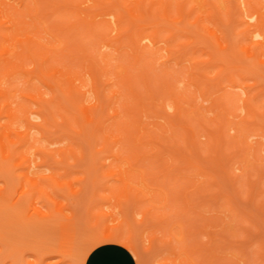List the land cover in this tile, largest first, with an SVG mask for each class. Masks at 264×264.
Masks as SVG:
<instances>
[{
    "label": "bare ground",
    "instance_id": "obj_1",
    "mask_svg": "<svg viewBox=\"0 0 264 264\" xmlns=\"http://www.w3.org/2000/svg\"><path fill=\"white\" fill-rule=\"evenodd\" d=\"M13 1L15 2V6H13L12 8H9V4L7 3L6 0H0V183L4 184L3 187H0V203L3 205L8 204L7 206L9 208L16 209L20 205L21 198H23L25 202L27 201V208H28L27 212L25 213L26 220L33 219L36 221H46V220L53 218L51 215L52 213L47 211L48 209L47 205H46L47 207L46 211H44L45 210L44 207H40V204H42L43 201L45 202L47 200V203L49 202L51 203L52 199H50L46 190L42 186H39L38 183L47 184L49 186H52L53 188H56V187L60 188V186L52 178V176H43L39 174V172L34 171V168H38L39 166L36 164L35 160L29 156H32V154H40V155L50 157L53 159V154L56 153V151L48 150V149L45 150L40 147H34V145L32 144L30 135H31V132L34 130H37L38 132L42 134L48 133L49 127H54L60 132H65V131L71 132L72 131L75 133L72 127V124H78V126L80 124L79 132L75 133V136L78 142L74 141V143L77 144L78 146L80 160L84 159V157L87 156L85 155V152L88 149L87 152L89 151L88 155L90 154V156H87L84 160H81V161L85 162V160L90 157L89 162L91 161L92 167H90V169L92 168V172L93 170L98 171L99 169L101 172V170L104 168V174L102 171L103 176L101 177H104L105 175L106 176L112 175L114 173L112 169L109 170L108 167L106 169L104 167L105 164L101 163L99 159V155L103 152H110V155L109 154L106 155L107 158L111 157L113 158V160H116V162L118 161L116 164L117 170L115 171L114 176H116L115 178H116V181L119 182V186H115L113 189L109 187H105V190L109 191L111 194L124 193L126 194V198H127V194L128 195L132 194V196L133 194H138L137 198L139 197V194H148V192H144L142 190L143 188H146L149 192H152L153 194H155V196L152 194L154 198L151 195L152 199L147 196L148 200H146V201H150L151 207H154L155 211L154 209H151L150 207H148V209L146 208L147 209L146 212L143 214V215H146L145 220L149 222L148 223L146 221L148 224V228H149L150 223H151L150 226L153 225V227L157 223L159 224L158 227L161 226L160 223H163L165 227L164 222L167 223V221H164L166 219L165 214H166V217H168V215H170L169 212L171 211H169V209L167 208L169 212L166 211L167 213L165 212L164 214L162 212H159V210L161 211L164 207L166 209V206H168L166 205L167 201L170 207L173 206L174 208L175 206L178 209L180 207L179 210H182L185 207L184 212L180 211V213L178 214L177 213L178 210L176 209L175 215L174 213L170 215V217L172 216L175 217L178 215L180 216L181 220L179 219L178 223L174 224V226L172 224V228H170L171 230L168 231L173 236L171 237L173 238V242L176 240L175 244L179 243V247H181L182 245V248H180L181 250L177 248V251L180 250V252L177 254H175L176 251L175 253H173V251L176 250V248H172L173 251H170L169 255L173 253L175 257L173 259L166 257L163 259V262L161 264H195L194 256H191L193 254V251L195 250L194 252L195 254L198 251L199 252V254L197 253L198 257L203 258L201 254H204L205 249L207 250V252L204 255H207V253L209 254V256H207L206 258L209 264H211V262L212 263L216 262L217 260H215L214 262L213 260H214V257L217 258V256L215 254H212V253L217 252L216 246L218 245L217 247H220L222 249L223 242H225L226 239L229 238V236L233 237L236 231L233 230V227L232 229L230 227V230H229V226L226 227V229L228 228L229 232L231 230L235 231V232L232 231V236H231V234L226 232V230L224 229L225 227V224H224L222 229L227 233L228 237L226 236V233H224L223 231L219 232L218 234H214V231H213V235H215V237H217L218 239L215 240L216 238L214 237L212 238L208 237L210 243L212 241L214 242H212V246L210 243L208 244V246L204 244L205 249L203 250L204 247L203 245H201V241L198 240L199 243L197 245L199 246H197L196 245L197 239L195 240V243H194V240L190 242L191 239H189V235L192 236L196 233V236L197 234L199 236V234H204L205 233V232L203 233L204 230L201 231L202 225L210 224V227H211L212 226L211 220L214 221L213 218L212 219L203 218L205 219V221L203 220V224H201V227L198 229L199 233L198 231L192 229V225L190 223L191 228L189 232H191V230H194L193 231L194 234L192 233L189 234L188 231L185 230L186 227L183 224L184 222L182 223V219L184 218L182 215H186L187 210L191 212L192 208L189 207L191 206V204H193L192 206L194 207H196L197 205V208H198V204L196 201V198L198 197H194V195L199 194L201 196V194L202 195L205 194L204 190L206 191L205 198L208 196L209 200L213 198L212 201H215L216 198L214 199V197L216 193H217V198L218 199L220 198L219 200H221V197L224 195L225 198H223L222 201H223V204L224 202H226L227 206L225 205V207L228 208L229 206L230 210L231 208L234 207V204H235L233 203L234 200L230 198L229 196L225 195V191L223 193L222 187H220L218 183L219 178L218 180L216 179L217 175L222 174L219 177L222 178V180L223 178H226L227 182L232 181L233 183L232 182L230 183L233 186V188H235L234 185L236 184V180H238V177L234 173H232L230 168L228 167L229 162L233 161L237 157L236 155L238 154H233V153H236V152L231 151L234 147L232 145L233 142L230 138L228 139L229 136L225 138V134H224L225 128L229 126L227 118L225 117L230 110L228 107L227 108L229 110L225 108L224 106L225 104L228 105L229 103L227 104L224 101H220L221 103L214 102V109L216 108L217 112L213 118H209L207 120V118H205L200 112L201 111L200 108H197V107L195 108L193 105H191V103H189L190 98L193 97L192 94L189 93V96L187 97V99L189 100L188 101L186 100V98H184V95H182V93L184 94V92L183 91L179 92L178 89H176L177 87L175 86V81L178 78L177 74L179 72L176 73L175 75L176 77L175 76L169 77L171 81L175 79L173 82L170 81L171 83H168L169 81H167L168 80L167 78H165L166 79L165 81H163L162 79L164 73H165L164 76L166 77H168L171 74L173 75L174 72L170 73L168 72V70L167 72L164 71L162 74L157 73V75L162 76L161 77L162 81L161 79H158L159 77L157 78L155 77V79H152L150 72L151 70L152 72L155 70L152 69L151 57H153L154 62H155V58H156L155 55L157 52L156 47L159 42L158 36L160 32H169V36L168 38L167 37L166 38L171 39L172 41L174 39L176 40V37H179V35L181 37L185 36L188 38L192 32L199 34V32L203 31L202 37L204 36L208 38L214 37L213 40L218 46L217 47L218 55L216 57L210 56L208 60V64L209 62L211 63L214 60L215 61L217 60L218 62L219 61L221 62L219 66H222L220 70L216 73L218 77L217 81L214 84L211 83L210 86L222 84L221 80L230 81L233 85H235L234 81H236V79L234 80V75L240 76L239 73L237 74V71L242 69L243 67L239 65L231 64L232 63L231 61L234 58V56L237 57L236 54L232 56L231 53H229L230 58L232 56L231 61L229 60V56L228 58L225 57L228 54V53L226 54L228 50L233 51V48L230 47L231 45H229L227 41L223 40L224 46H221V43L218 41V37H216L217 36L216 33L211 32L209 28L203 24L202 17L199 14L195 15V24H193L189 20V17L191 16V14H194L195 11L197 10L198 4L196 3L191 5L189 9H186V3H179V4L177 3L176 13L179 15V19L177 20L176 18L173 17V3L169 0H160V2H157V0H13ZM229 1L231 2V5L229 4L228 9L225 13L226 20L223 19L224 22L222 21V18H221L222 12H220L221 8L219 7V5L217 3L215 5L214 2L211 4L212 9L214 10L213 12L214 17L216 16L217 21L220 22L219 26L228 27L229 25L228 21H230L231 23L233 22V28H232L233 31L231 32L233 33V36H234V32H238L235 34L242 35L241 39H243L244 37L245 40L247 41V42L246 41L242 42V44L240 42L241 45L237 51L240 50V52H242L243 54H246V58H247L249 54H252V51L254 50L252 48L257 49L258 47H261V45L262 46L264 45L262 44L264 42V33L262 31V27L264 26V14L259 12V10L256 7H254V4H255L254 0H234V3L232 0H229ZM97 18H99V20H97ZM145 23L149 24V27L152 28V32H149V33L146 32L147 26H145ZM187 25L189 26L196 25V28L194 30H191ZM224 27H223V30H224ZM112 32H115L114 37L113 36L111 37ZM253 38L255 39L257 38L259 41L253 43L252 41ZM259 38H261V42ZM203 39H201V41H204ZM143 42L145 43L144 45L142 44ZM195 42L196 41H194L193 39V41L188 42V45L191 46L192 44H194V48H195V45H196ZM99 43H100V46L102 47L103 46L108 47L113 44H116L117 50H120L119 51L120 58L126 57L125 59L127 61L124 62L123 58L121 59L122 61H120L119 60L120 58H119L118 63H116L114 66H112L113 64L110 65L111 63L109 62V57L105 54L98 53V50L95 49L96 45H98ZM91 44L92 46L94 45V47H91ZM149 45H151L150 49H149ZM183 45L184 47H186L185 46L186 43ZM184 47L181 44V48L184 49ZM126 48L130 49V53L125 50ZM192 48H193V45H192ZM186 49L185 51L177 50L176 52L178 53H176L173 50L168 49V52L172 54H177L175 55V59L177 58L178 61H180L183 59L182 57H184L185 55L187 56L186 53H188L187 52L188 49L187 51ZM189 50L190 52L192 50V54H193L194 49H191L190 47ZM196 50L198 51L199 49H196ZM196 50L194 51L195 53H196ZM222 53L224 54L221 55ZM254 55H257V54L254 53ZM254 55L253 54L251 55L253 56V59H255ZM206 61L207 60H205V62L204 60L203 62L195 61L193 63V68L196 67L197 64L206 63ZM256 62L257 61H255V64ZM243 64H244V61H243ZM196 69L195 71H197ZM153 74L155 75L156 72H154ZM197 74H195L194 72L188 73L189 79H187V83L193 86V88H195L194 92L198 90L204 96L205 93H207V90L209 89L208 83L206 81H203L202 79L203 77L202 75H205V74H201L202 76L201 78L199 75L197 77ZM260 76L263 77V74H260ZM84 77H87L89 79L90 81L89 86L85 82ZM148 77H150L151 79H149ZM18 78H22V81L24 84L23 88L20 91L13 83V80L18 79ZM223 78H225L226 80ZM157 79L159 82L157 81ZM32 80H36V82L41 86L40 88H42L43 91H41L40 88L38 89L37 85L34 84ZM150 81L151 82L153 81L152 85H150L151 84ZM156 82L158 83L156 84ZM4 83H6L7 87L2 86V84ZM154 85L155 87H158V88L156 89ZM151 86L153 87V89L155 88V91L151 88ZM137 89L139 90V92L140 90L141 92H143L141 94L142 96L145 95L144 98H146L147 100L146 99L143 100L141 96L139 97L140 94L138 95L139 92H137ZM16 92H19L18 95L20 98V102L12 106V104L15 102L13 98ZM89 93L92 94L93 96L91 99H89L87 96ZM45 95H49V97L45 98ZM160 95H163V96H160ZM224 96L225 95H222V97ZM161 97L162 99H160ZM164 97L166 98V100L168 99L170 101V104L168 106H170V108L174 111V113L172 114V117L174 116V118L168 115L167 112H165L166 110H164L163 108L164 101H165ZM229 97L230 98L232 97L233 99H235L233 96H228V99ZM233 99L232 101L231 99H229L231 103H233ZM159 100L162 102L160 103ZM185 101L189 106H191L190 109L188 108V110L182 105L183 102ZM244 103L247 106L248 111L250 112V115L252 116L253 119L257 118L259 120L264 121V109L259 111L258 108L254 107L253 105L248 103L246 100H244ZM162 111L164 115L162 114ZM160 112H161V115L166 118L165 124H167L169 131H167L166 127L162 126L157 129L160 133L158 131H155L154 133V130H151L152 128H148L146 122L144 124L141 121L142 120L141 118L143 115L144 116L147 115L146 117H148L151 114L152 116L154 114L155 116L160 117V114H159ZM164 112L166 113V115ZM56 116H59L62 118L63 122L61 125L57 123ZM162 119L164 120L163 117ZM33 120L39 121V122H33ZM18 122H20L21 126L17 127ZM20 128H24L23 131L21 132L18 131L20 130ZM231 128L232 130L234 129L233 127ZM200 129L202 131L205 130V134L203 136H206L208 139V149H207L208 157L206 158V156H204L205 160L203 161V163L205 162L207 167L206 166L203 167L202 161H200L202 154L200 152L201 149L199 150L200 146H198V139H197L198 132ZM114 132L117 134H114ZM164 133L165 134L167 133L169 135L164 136L165 135ZM11 135L16 138L15 143H13L10 140ZM118 135L120 137H118ZM181 141L183 143V149H184L182 151L180 150L181 149L180 147H182L180 145ZM117 144H120V148L114 153L112 148L115 147V145ZM84 145L86 147V150H84V148L82 147ZM98 146H100L101 148L97 149ZM152 148L153 149L155 148L157 150L153 151ZM68 150H69L70 155L76 159L75 149L73 147H69ZM148 150L150 152H148ZM155 152H157V154H155ZM163 152H165V154H168V156L172 159V162H170V165H169V162L166 161L167 160L166 155ZM199 152H200V155H199ZM59 154L66 157L65 151H60ZM162 154H164L165 156L162 157L161 156ZM243 155H244V152H243ZM10 157H14L15 160H20V164H19V167L21 168L20 173H16L14 171H11V172L8 171L7 162ZM86 161L88 164V160ZM156 161L158 162L157 164H159L160 162V165H161L160 173L162 174L159 173V168L157 167L159 165L155 166L156 163L154 162ZM53 162H56V161L53 159ZM145 162H147V166ZM123 164L127 165V169L121 170V167ZM13 166L17 167L15 163H13ZM88 167H86L87 170H88ZM153 167L158 168L159 174L155 175L156 171H153L152 169ZM145 168H147L148 172L145 170ZM105 169L107 171H105ZM149 171L151 173V176L153 175V177L149 175L150 174ZM174 171L178 173V176L173 173ZM188 171L189 173L192 172V175L196 174V175H202L206 177L207 178L206 184L208 185V183L210 182L209 184L211 185V188L208 185L209 187L206 186V189H205V186H203L205 185L204 182L202 183L203 185L195 184V181H193L192 176L190 175L191 177L190 178L188 177L189 176L187 174ZM179 172H181L180 174L182 176L179 175ZM211 172H215V175H213ZM12 175L13 176L15 175L14 176L15 178L18 177L19 184L17 186L20 185L19 186L20 189L18 188L19 190L17 191L16 196L13 198L11 197L12 199L10 198V201L8 203L1 202L2 200H5L4 198L6 197V194H9L10 192L8 191V189L10 188L8 184H10L11 180H8L7 178L9 177L10 179H12L13 177ZM91 175L92 174H90V177ZM132 175L139 176L138 181L140 183L137 184L136 186L134 182L130 180L131 178L133 179V177L130 178V176ZM170 175L173 176L172 181L174 180L177 181L179 180V178L180 180L181 179L183 180L182 181L183 187L181 186L180 181H178L180 183V188L177 189L176 187V190H174V187H175L174 185L171 189V191H173V193L171 194L172 197H174L173 194L176 195L174 199L172 198L170 199L171 195L169 196L170 188L172 185L170 186L168 191L166 188H165L166 190L164 189L165 187L164 183L166 184V180L168 181V183L171 184V181L169 179ZM4 177L6 178L4 179ZM98 177H100V173ZM98 177H95V178L93 177L92 181L90 182V184L92 183L91 186L93 187V195H94L92 196L93 198L97 196L96 194H99L96 191V186H97L96 183L98 182L97 180ZM147 177H148V180H147ZM165 177L168 179H163ZM156 179L158 182H155ZM145 180L148 181V183L150 180L151 185H152V182H155V184H153L155 185V187L153 185L152 187L151 185L149 186V184H147ZM175 181L173 182V184L176 183ZM159 182H160V185H162L161 187L160 185H158ZM249 182H250V179H249ZM88 183H89V180H88ZM217 183H218V188H216ZM140 184H142L143 188H140V186H138ZM246 184L250 185V183H245V185ZM224 185L226 184L224 183ZM248 185H246V187ZM252 185L254 186V184L251 183V186ZM65 186L68 187L67 185ZM168 186L169 185L166 184V187ZM192 186L193 187L195 186V188L192 191L190 190L191 192L188 191L190 194L187 193V189L191 188ZM213 186L216 190H211ZM253 186L252 188L249 187L248 193H247L248 191V188H247V191L245 192L247 197L245 195L244 196L248 199V204L250 206H254L258 212L260 211L258 213L259 220H261L260 218L261 216H259V214L262 213L261 221L263 222L264 220L263 211L264 210L262 211L259 208L260 203H261L260 200L258 201L259 204L258 202L256 204H253L255 203V198H256L255 196H253L254 191H256L255 189H253ZM23 188L25 189L23 190ZM252 189H253V192H252ZM68 190L70 191V189ZM202 190H203V193H200V191ZM241 190L242 189L240 188V193H241ZM80 191H78L77 194ZM174 191H178V195L176 194V192L174 193ZM210 193H212L213 196L210 195ZM72 194H74V192H72ZM208 194L211 196V198ZM74 197H76V195H74ZM98 197L99 196H97V198ZM101 197L102 198L104 197L105 202H106L107 197L106 198L105 196H101ZM155 197H158L159 200L156 201ZM193 197H194V202H192ZM70 198L72 199L73 197L70 196ZM246 198L245 200L247 201ZM74 199L75 198H73V200ZM138 199L140 200L141 198L139 197ZM178 199L182 200V204L181 203L175 204ZM119 200H120V197L118 199V205L116 204L117 206V209H115L116 211L118 210V208H120ZM130 200L131 198L129 199V201ZM154 200L156 201V203H159V204L160 202H162L163 205L162 206L160 205L161 207L155 206ZM172 200H173V203L175 202L174 205L172 204ZM140 201H136V202H140ZM210 201H207V198H206V203L210 204ZM238 201L240 202L239 196H238ZM38 202L40 203L38 204L39 206L38 205L37 207L34 206ZM44 202L42 205H44ZM242 202L244 203V201ZM194 203H196V205H194ZM204 203L202 205H204ZM55 204L57 205L58 203H55ZM55 204L53 203V205ZM125 204H126V200H125ZM131 204L132 206H134L133 203ZM134 204H135V207H137V204L135 202ZM141 204L143 207L142 202ZM141 204H140V208H141ZM211 204H213V202H211ZM61 205L59 206L58 204L59 209L56 208L57 209L56 211L58 210H59L58 212H60V210L63 211L64 208H61ZM128 205L130 206V204L127 203V207ZM182 205L183 207H181ZM187 206L188 208H186ZM222 206H221V210H222ZM38 207L41 208L42 210H40ZM112 207L113 209L116 208L115 205L114 206L111 205L110 208L112 209ZM122 207H121L123 210L122 213H124L125 216H127L128 215V212H127L128 210L126 209L127 207L125 208L124 206ZM225 207L224 209H226ZM263 207H264V204H263ZM93 208H96V206ZM110 208H106L107 210L106 212L109 211L108 213L103 212L104 211L103 209L101 210L99 209L100 212L98 211L97 213H95L97 216L96 215L93 216L94 220H95V217L96 219H98L96 220L97 222L95 224L96 226H98V228H99V220L104 219V223L102 227L100 226L101 231H99L98 233L94 235V237L90 240L91 241L90 244L87 246V248L82 253V256L80 257V264H83L84 259L90 250H92L94 247L98 245H101L107 242H115L121 245L133 255V257L138 263L140 262V256L136 250V243L134 241V238H135L134 236H135L136 231L139 229V226L138 225L135 226L136 224L134 223L133 225L132 222L129 223V221H131L130 216L132 215V213L131 215H129L128 218L125 217L123 221L120 220L121 225L118 222L119 225L117 226V223H116L117 228H111L112 226L109 227L106 224L108 217L109 219H111L110 215L112 216L114 214L111 212ZM156 208L157 209L160 208V209L156 211L157 210ZM144 209H145V206H144ZM89 210L90 211L88 210L87 211L91 217L94 212L93 213L91 212L93 210V209L91 210V208ZM115 210L114 212H116ZM193 210H196V209H193ZM235 210H236L238 218L237 216L234 215ZM240 211H242L241 212L242 214L239 213ZM243 212L245 216L246 215L247 216L249 215V217L252 216L254 218V221H252L251 218L248 219L249 217L247 216H246L247 218L246 217L244 218ZM256 212L254 216V214L246 211V208L244 210H240L239 208L238 210V208H235V207L230 212L231 216L232 217L234 216V219H235L234 221H236L240 217V220H243V223L246 222V219L248 220L250 224L253 223V226L249 224L250 230H248V228L242 230L241 234L242 235L244 234V238H245V235H247V238L245 240H248V236H251V232L253 231V229L255 230L256 228L258 232L255 230L256 232L255 235L261 236L260 235L261 231L259 232L260 229L257 224L258 217H256L257 216ZM119 213L120 212H118V214ZM199 214L201 215V213ZM238 214H241V216ZM2 215H3V211L0 210V222H2V218H1ZM53 215L55 214L53 213ZM56 215H57V212H56ZM195 215H196V212L194 216ZM18 217H20V214ZM112 217L114 218V215ZM196 217L198 219V216ZM201 217H200V220H202ZM116 219L118 220V218ZM153 220L156 221L155 224L152 223L154 222ZM209 220L211 223H209ZM114 221L116 220H113V222ZM121 221L126 223V228L123 227L124 223L122 224ZM143 221L144 220H142V222ZM217 221L219 222V220H217L216 218L215 222H213L212 227L216 226ZM179 222L182 224H180ZM205 222L206 224H204ZM254 222L256 223L254 224ZM109 223H112V220ZM240 223L239 225H241ZM167 224H170V222ZM145 226L147 225L145 224ZM38 227L39 226H37V228ZM217 227H218V223H217ZM20 228L19 230H21ZM156 230H157V227H156ZM173 230H176V231H173ZM10 231L12 230L10 229ZM25 231L27 232V228ZM144 231L145 230H142L141 233H144ZM157 231L160 232L159 229ZM138 232L140 233V231L138 230L136 233V236L140 235ZM166 232H167V229H166ZM74 233H73V229L71 228L70 234L62 238L59 244L58 250H57L58 254H60L62 257H68V256L70 257V255H72L73 245H74L73 243ZM161 234H163L162 231H161ZM206 234L207 233H205V235ZM220 234L222 237L223 235L225 236L224 241H222V238H220L221 237ZM234 236L236 237V235ZM3 237L4 236H2V234L0 233L1 243H2ZM141 238L142 237L139 236V240ZM159 238H160V241L165 240V239L162 240L163 235L160 236ZM219 239L221 240L219 241ZM150 240L151 242H154V241L157 242L158 237L153 235L151 236L149 241ZM188 240L190 243H188ZM185 241H187L186 244H185ZM173 242H171V240L168 241L167 239V242L165 240V242L162 244L167 245L168 243L169 245L170 243H173ZM217 242H219V244H216ZM157 243H159L158 245L159 247L163 246L160 242H157ZM150 246L152 248L154 247L152 245ZM191 246H192V253L190 250ZM194 246H195V249H194ZM235 246L230 245L228 246V248H233V247L239 248L238 245H235ZM9 247L10 249H12V251L7 250L6 249L7 246H6L5 249L7 252L18 253L19 255H20V252H22L21 248L17 250L18 247L15 248V246L13 247V245ZM173 247H175V245H173ZM263 247L264 246H262V248ZM2 248L3 246L0 248V255L2 252H4ZM223 248H224L223 250H226L225 246ZM189 252L191 253V255ZM182 255L184 257H181ZM6 256L7 255H4L2 256V258H6ZM47 257L37 260L34 263L30 261L28 262L26 261L27 262L26 264H45V261L48 260ZM208 257H209V260H208ZM199 258H196V259L200 260ZM202 258L201 260L203 264L204 261ZM15 259H16V256L14 260ZM219 259H221L220 256H219ZM208 262H205L204 264ZM198 263L200 264L199 261ZM230 263L232 264V262ZM23 264H25L24 260H23Z\"/></svg>",
    "mask_w": 264,
    "mask_h": 264
},
{
    "label": "rangeland",
    "instance_id": "obj_2",
    "mask_svg": "<svg viewBox=\"0 0 264 264\" xmlns=\"http://www.w3.org/2000/svg\"><path fill=\"white\" fill-rule=\"evenodd\" d=\"M6 1L9 4V8H12L13 6H15V2L13 0H6ZM169 1H171L173 3V17L176 18L177 20L179 19V15L176 13V5H177V3L178 4L179 3H186V9H189V7L191 5H193V4H195V3L198 4L197 5V10L195 11L194 14H191V16L189 17V20L193 24H195V15L199 14L202 17L203 24L206 25L211 32H215L216 33V35H217L216 37H218V41L221 43V46H224V41H227L228 44L231 45L230 47L233 48L234 52L232 50H228L226 52V54L227 53L228 54L225 57L228 58V56H229V60L231 61L232 56H234L235 54L237 55V57L234 56V58L231 61L232 62L231 64H235V65H239V66L243 67L242 69L237 71V74L239 73L241 77L238 76V75H236V76L234 75V80L236 79V81H234L235 85H233L230 81H227L225 78H223L226 81L221 80L222 84L210 86L211 83L214 84L217 81L218 77H217L216 73L220 70V68L222 66H219V64H221V62L220 61L218 62L217 60L216 61L214 60L213 62H211L212 64L210 62L208 64V60H209L210 56L211 57H216L218 55L217 54L218 53V51H217L218 50L217 49L218 46L216 45L215 41L213 40L214 37L213 38L212 37L208 38V37H205V36L202 37L203 36V31L199 32V34H196L195 32H192L189 35L188 38L185 37V36L181 37L179 35V37H176V40L174 39L175 41L174 40L171 41V39H167L168 36H169V32H160V34L158 36V41L159 42H158L157 47H156V49H157L156 55L154 53V55L156 57V58L154 57L155 58V62H154L153 57H151L152 69L155 70V71L152 72V70H151L150 75L152 76V79H155V77L156 78L159 77L158 79H161L162 76L161 75H157V73L158 74H162L164 71L167 72V70L170 73L174 72L173 75L171 74L168 77L164 76L165 75V73H164V75H163L164 78L162 77L163 81H165L166 80L165 78H167L168 79L167 81H169L168 83H171L175 79L173 80V78H172L173 81H171V79L169 77L170 76L171 77L175 76L176 73L179 72L180 74L179 73L177 74L178 78L175 81V86L177 87L176 89H178L179 92L180 91L184 92V94L182 93V95H184V98H186V100H188L187 97L189 96V93L192 94L193 97L190 98V102L189 103H191V105H193L195 108L196 107L200 108L201 111L200 110L199 111L202 113V115L205 118H207V120L209 118H213L214 115L217 112V109L216 108L214 109V102L215 103H219L220 101H224L227 104L229 103L228 105L225 104V106H224L225 108L228 107L230 109L229 110L227 108L229 110V112L227 113L225 118H227L229 126H227V128H225L224 134H225V138H227L229 136L228 139L230 138L232 140V142H233L232 145L234 147H233V149L231 151L236 152V153H233V154H238V155H236L237 157L233 161L229 162V164H228V167L230 168L231 172L234 173L238 177V180H236V184L234 185L235 188H233V186L230 183L232 181L227 182L226 178H223V180H222V178L219 177L222 174L217 175L216 179L218 180V178H219V180H221V181L218 180V183H219L220 187H222L223 193L225 191V195L229 196L230 198H232L234 200L233 203H235L234 204L235 208H238V210H239V208H240V210H244L246 208V211L254 214V216H255V212L257 210H256V208L254 206H250L248 204V199L246 198L247 196H246L245 192L247 191V188H248V191H247V193H248L249 192V187L252 188V186H253V185L251 186V183L254 184L253 189H255L256 191H254L253 196H255L256 198H255V203H253V202L252 203L256 204L260 200L261 203H260L259 208L263 211L264 210V207H263V204H264V183H263L264 182V121L259 120L257 118H254V119L252 118V116L250 115V112L248 111L247 106L244 103V100H246L248 103H250L254 107L258 108L259 111L264 109V104H263V102H264V79H263L264 78V45L263 46L261 45V47H258L257 49L256 48H252V49H254L252 51V54L253 55H254V53L257 54V55H254L255 59H253V56H251L252 54H249V56L246 58V54H243L242 52H240V50L237 51L238 48H240V45L242 44V42L246 41L245 38L243 37V39H241L242 35H236L235 34V33H238V32H234V36H233V33H231L233 31V29H232L233 28V22L231 23L230 21H228L230 27H229V25H228V27L225 26L226 29H225L224 26H219L220 22L217 21L216 16L214 17V13H213L214 10L212 9V5H211L213 2L215 3V5H216V3L219 5V7L221 8L220 12H222L221 18H222V21H223V19L226 20L225 19V17H226L225 13H226V11L228 9L229 4L231 5V2L229 0H169ZM232 1L234 3V0H232ZM157 2H160V0H157ZM254 2H255L254 7H256L259 10V12L264 14V0H254ZM97 20H99V18H97ZM145 26H147V28H146V32L147 33L152 32V28L149 27V24L145 23ZM187 26L191 30H194L196 28V25H194V26L187 25ZM223 27H224V30H223ZM225 31H226V33H225ZM262 31L264 33V26L262 27ZM112 36L113 37L115 36V32L111 33V37ZM198 36H199V38H198ZM190 39H191V41H193V39H194V41H196L195 42V44H196L195 48H194V44H192L193 48H192V45L191 46L188 45V42H191ZM201 39H203L204 41H201ZM259 39H260V42H261V38H259ZM197 40H198V42H197ZM252 41H253V43H255V42L259 41V40L257 38L256 39L253 38ZM262 41H263V39H262ZM240 42H241V44H240ZM185 43H186V45H185L186 47H184V45H183ZM142 44L144 45L145 43L143 42ZM181 44L184 47V49L181 48ZM237 44H238V46H237ZM262 44H264V42ZM91 47H94V45L92 46V44H91ZM190 47H191V49H194L193 50V54H192V50H191V52L189 50ZM150 48H151V45H149V49ZM186 48L188 49V51H187ZM231 48H229V49H231ZM95 49L98 50V53L107 55L109 57V62L111 63L110 65L113 64L112 66H114L116 63H118L119 60L122 61L121 60L122 58L124 59V62L127 61L125 59L126 57H121L120 58V56H119V51L120 50H117L116 44H113V45L108 46V47H104V46L102 47V46H100V43H99L98 45H96ZM168 49L173 50L175 52L177 50H181V51L184 50L185 51V49H186V51L188 53H186L187 56L185 55L184 57H182L183 59L181 58L182 60H180L181 61L180 62V61H178L177 58L175 59V55H177V54L169 53ZM196 49H199V50L197 51ZM125 50L130 53V49L129 48H126ZM195 50H196V53L194 52ZM238 52H239V54H238ZM176 53H178V52H176ZM229 53H231V55H232L231 58H230V54ZM249 53H251V52H249ZM223 54L224 53H222L221 55H223ZM256 56H257L258 59L256 58ZM203 60H204V62H205V60H207L206 63H202V64L200 63L201 66H200V64H197V66L193 68V63L195 61H202L203 62ZM234 61H235V63H234ZM243 61H244L245 65L243 64ZM253 61H254V63H253ZM255 61H257L256 64H255ZM215 62H217V63H215ZM261 62H263V63H261ZM198 66L201 67V68H199ZM203 68H204V70H203ZM195 69L197 71H195ZM179 70H181V71H179ZM252 71H254V72H252ZM154 72H156L155 75L153 74ZM192 72H194L195 74L198 73L197 77H198V75L200 76V78L203 76L202 77L203 81H206L208 83V88L209 89L207 90V93H205L204 96L198 90H196L194 92L195 88H193V86H191V85H189L187 83V79H189L188 73H192ZM201 74H205V75L201 76ZM260 74H263V77H261ZM148 76H149V74H148ZM211 77H212V79H211ZM148 78L151 79L150 77H148ZM84 79H85V82L89 86V83H90L89 79L87 77H84ZM158 79H157V81H158ZM162 79H161V81H162ZM32 82L37 85L38 89L41 87L36 82V80H32ZM158 82H156V84ZM13 83L18 88L19 91L24 86L22 78H18V79L13 80ZM152 84H153V81L151 82L150 85H152ZM236 84H237V86H236ZM2 86L3 87H7L6 83L2 84ZM154 87H155V85H154ZM151 88L153 89L152 86H151ZM155 88L157 89L158 87H155ZM155 88L153 89L154 91H155ZM40 90L43 91L42 88H40ZM137 92H139L138 89H137ZM141 93H143V92H141V90H140V92L138 93V95L140 94L139 97L141 96V98H143V100H145L146 99V98H144L145 95L142 96ZM18 94H19V92L15 93V96L13 98L15 102L12 104V106H14L15 104L20 102V98H19ZM222 95H225V96L222 97ZM87 96H88L89 99H91L93 97L92 94H90V93ZM160 96H163V95H160ZM228 96H233L235 98V99H233L232 97L231 98L229 97V99H231V101L233 99V103H231V101L228 99ZM48 97H49V95H45V98H48ZM190 97H191V95H190ZM217 98H219V99H217ZM160 99H162V97ZM159 102L161 103L162 101L159 100ZM169 104H170V101L168 99L166 100V98H165L164 105H163L164 107L163 106L162 107L164 108V110H166L165 112H167V114L172 117V114L174 113V111L170 108V106H168ZM182 105H183V107L187 108V110H188V108L190 109V107H191V106H189L186 103V101L183 102ZM217 106H218V104H217ZM163 111H162V114H163ZM159 114H160V117H161L162 116L161 112ZM142 115H143V113H142ZM148 115H150V114H148ZM165 115H166V113H165ZM146 116L143 115L142 118H141L142 119L141 121L144 124L146 122L148 128H152L151 130H154V133H155V131H158L157 129L159 127H162V126L166 127L167 131H169L167 124H165L166 123L165 122L166 118L164 116H162L164 118V120L162 119V117L161 118L159 116L157 117L154 114H153V116H152V114L150 116H148V117H146ZM172 118H174V116ZM56 121H57V123L59 125H61L62 122H63L62 118L59 117V116H56ZM33 122H39V121H34L33 120ZM17 124H18L17 127L21 126L20 122H18ZM79 126H80V124H79ZM79 126H78V124H72V127H73L75 133L79 132V129H80ZM231 127H233L234 129L232 130ZM23 129L24 128H20V130H18V131L21 132V131H23ZM75 133L72 132V131L71 132H69V131L60 132L54 127H49V132L48 133H44V134L38 132L37 130H34V131L31 132L30 137H31V141H32V144L34 145V147H40V148L45 149V150L48 149V150L56 151V153L53 154V159L56 162H53L52 158L46 157V156H43V155H40V154H32V156H29V157L34 159L36 164L39 166L38 168H34V171L39 172V174H41L43 176H52V178L59 184L60 188H58V187L53 188L52 186H49L47 184H39L37 182L39 186H42L46 190V192L48 193L50 199H52V202L54 204L58 203L59 206L62 204L61 208H64L65 210L63 209V211L60 210V212H58L59 210L56 211L57 209H59L58 204L57 205L56 204L53 205L52 202H51L52 204L50 202H49L50 203L49 204V203H47V200L45 202L42 200L44 202L45 206L42 205L43 202H42V204L39 203L41 201H39L34 206L37 207V205L40 204V207H44V209H45V210L43 209L44 211H46V209L48 207L47 211L52 213L51 215H52L53 218H51L49 220H46V221H36V220H33V219H31V220L27 219L26 220V217H25L26 214L25 213L27 212L28 208H27V201L25 202V200L23 198H21L20 205L16 209L9 208L7 206L8 204L3 205V204L0 203V210L3 211V215L1 216L2 222H0V227H1L0 233L2 234V236H4L3 239H2L3 245L1 243V238H0V248L3 246L2 249L4 251L0 255V264H23V260H24L25 264L28 261L34 263L37 260H40L42 258H46L48 255H50V256L47 257L48 260H46L47 262L45 261V264L46 263L47 264H56V263L57 264L58 263L59 264H80V257L82 256V253L87 248V246L90 244V242H91L90 240L94 237V235L96 233H98L99 231H101L100 230L101 229L100 226L102 227V225L104 223V219L99 220V228H98V226L95 225L96 222H97L96 220H98V219H96V217H95V220H94L93 216H95L96 215L95 213H97L98 211L100 212L101 209L104 210V211L102 210L103 212H106L107 211L106 208H110L111 205H113V206L115 205L116 208H114V209H113V207H112V209L110 208L111 212L114 213L113 214L114 218L112 217L113 215L111 216L109 214L111 219H109V217H108V220L106 222V224L109 227L112 226L111 228H117V226L120 223V220L123 221V219H125V217L128 218L129 215H131V213H132L133 216L131 215L132 218L130 216L131 221H129V223L132 222V224L133 223L136 224L135 226H137V225L139 226L138 230L140 231V233L139 232L138 233L140 235L136 236V233L138 231L137 230L136 233H135V236H134L135 237L134 241L136 243V250H137V252H138V254L140 256V262L138 263L135 260V258L133 257V255L127 249L122 247L121 245H119V244H117L115 242H107V243H104V244H115L117 246L122 247L123 249H125L132 256V258L134 259L136 264H161L163 262V259L166 258V257L173 259L175 257V255H173V253H175V251H176L175 254L179 253L180 250H181L180 248H182V245H181V247H179V243L175 244L176 240L174 239L175 241L173 242V238H171L173 236L168 231L171 230L170 228H172V224L174 226V224L178 223V220L179 219L181 220V218L178 215H177L178 218H177V216L170 217V215L173 214V213L175 215V210L176 209L178 210V212H177L178 214L180 213V211L184 212V210H185L184 208L185 207L183 209L181 208L182 210H179L180 207H179V209L176 208L175 206H174V208H173V206L170 207L169 204H168V201H167L166 205H168V206H166V209H165V207L163 208L165 210L162 209L160 211L159 210L160 208L159 209L156 208L157 209L156 211L159 210V212H162L164 214H165L166 211L167 212L171 211V212H169L170 215H168V217H166V214H165V218L166 219L164 220V221H167V223L170 222V224H167L166 222H164L165 223V227H164L163 223H160L161 226L158 227L159 224L157 223L156 225H154V227H155L154 228L153 225L150 226L151 225V223H150L149 224V228L150 229H149L148 228V224H147L148 221L145 220L146 215H143V214L146 212L148 207H150L151 209H154V207H151L150 201H146V200H148L147 196L152 199L153 195L155 196V194H153L152 192H149L146 188H143L142 184H140L138 186H140V188H143L142 190L144 192H148V194H139V197L141 198L140 199L141 201L138 199L139 197L137 198L138 194H133V196H132V194H130V195L127 194V198H126V194H124V193H122V194H111L109 191L105 190V187H109V188L113 189L115 186H119V182L116 181V178H115L116 176H114L115 171L117 170L116 169L117 168L116 164H117L118 161L116 162V160H113V158H111V157L107 158L106 155L107 154L110 155V152H103V153H101L99 155V159H100L101 163L105 164L104 167L106 169H107V167H108L109 170L112 169L114 171V173L112 175H108V176L105 175L104 177H101V176H103L102 175V171H103V174H104V168L101 170V172H100V169L98 171H94L93 170V172H92V168L90 169V167H92L91 161L89 162L90 157L86 159V160H88V164H87L86 160H85V162L81 161V160H84L87 156H90V154L88 155L89 151L87 152L88 149L86 150L85 145L82 146V147L84 148V150H86L85 155H87V156H85L84 159L80 160V156H79L80 154H79L78 146H77V144L74 143V141L78 142L77 138L75 136ZM114 134H117V133L114 132ZM204 134H205V130L202 131L200 129L199 132H198V137H197L198 146H200L199 150L201 149L200 152L202 154L201 158L200 157L199 158H200V161H202L203 167L206 166L205 162L203 163V161L205 160L204 156H206V158L208 157V155H207V153H208V150H207L208 149V139H207L206 136H203ZM167 135H169V134L166 133L164 136H167ZM118 137H120V136L118 135ZM234 137H235V139H234ZM111 139H113V138H111ZM10 140L13 143L16 142V138L14 136H12V135L10 136ZM233 140L235 141V143H234ZM239 142H240V144H239ZM180 145L182 146V147H180L181 148L180 150L181 151L184 150L182 141H181ZM69 147H73L75 149L76 159L73 158L70 155L69 150H68ZM100 148H101L100 146L97 147V149H100ZM119 148H120V144H117V145H115V147L112 148V150L115 153ZM155 150H157V149L154 148L153 151H155ZM60 151H65V156L66 157H64L63 155L59 154ZM148 152H150V151L148 150ZM200 152H199V155H200ZM243 152H244V155H243ZM163 153L165 154V152H163ZM155 154H157V152H155ZM164 154H162L161 156L163 157V156L166 155V159H167L166 161L169 162V165H170V162H172V159L168 156V154H165V155ZM151 155H152V153H151ZM153 155H154V153H153ZM104 157H106L107 159L104 158ZM155 157H156V155H155ZM201 159H203V160H201ZM164 160H165V158H164ZM100 161H98V162H100ZM13 163H15L17 165V167H14ZM145 163H146V166H147V162H145ZM154 163H156L155 166L159 165L157 167L159 168V173H160V169H161L160 168V166H161L160 162H159V164H157L158 163L157 161L154 162ZM7 164H8V171L9 172H11V171H14L16 173H20L21 172L20 171L21 168L19 167L20 160H15L14 157H10L8 159ZM86 164H87V166H86ZM86 167H88V170L86 169ZM158 168H156V167L152 168L153 171H156L155 175L159 174L158 173ZM106 169H105V171H107ZM124 169H127V165L126 164H123L122 167H121V170H124ZM145 170L148 172L147 168H145ZM16 173H15V175H16ZM99 173H100V177H98ZM149 173H150V171H149ZM163 173H165V172H163ZM173 173L178 176V173H176L175 171ZM180 173L181 172H179V175H181ZM211 173L213 175H215V172H211ZM90 174L93 175V176L91 175L92 178L90 177ZM95 174H96V176H95ZM116 174H118V173H116ZM160 174H162V173H160ZM187 174L189 175L188 176L189 178L192 176V179H193V181H195V184L203 185L202 183L204 182L205 185H203V186H205V189H206V186H208V185L211 188V185L209 184L210 182L208 183V185L206 184V182H207V178L206 177H204L202 175H196V174L192 175V172L189 173V171L187 172ZM216 174H217V172H216ZM134 175L130 176V178L133 177V179L131 178L130 180L132 182H134V184L136 186L137 184L140 183L138 181V179H139L138 177L139 176L138 175L134 176ZM149 175L151 176V173ZM231 175H233V174H231ZM14 176L12 177V179H10L9 177L7 178L8 180H11L10 184H8L10 186L8 191H10V192H9V194H6V197L4 198L5 200H2L1 202L8 203L10 201V198L11 197L12 198L15 197L16 194H17V191L20 189V187H19L20 185L17 186L19 184V179H18L17 176H16L17 178H15ZM170 176H172V175H170ZM170 176H169V179L171 181V184L168 183V181L166 180V184L169 185L168 187H166V184L164 183V186H165L164 189L166 188L167 191L170 188V186L172 185L171 188H170L169 196L173 193V191H171V189H172V187L174 185H175L174 190H176V187H177V189L180 188V183H181V186L183 184L182 183L183 180L182 179L180 180V178L177 181L174 180L177 184L176 183L173 184V182H174V181H172L173 180V176L172 177H170ZM247 176H248V178H247ZM93 177L94 178L98 177L97 178L98 182L96 183V185H97L96 186V191L99 193V194H96L97 196H99L98 198H97V196H95L96 198L92 197V196H94L93 195V187L91 186L92 183L90 184V182L92 181ZM151 177H153V175ZM221 177H223V176H221ZM259 177H260L261 180L259 179ZM5 178L6 177H4V179ZM87 178L89 180V183H88ZM160 179H162V178H160ZM160 179H159V181H160ZM163 179H168V178L165 177ZM233 179H234V177H233ZM249 179H250V182H249ZM147 180H148V177H147ZM245 180H246V182H245ZM178 181H180V183ZM145 182H147V184H149V186L151 185L150 184L151 183L150 180H149V183L146 180H145ZM155 182H158L157 179H156ZM155 182H152V185L155 184ZM178 183H179V185H178ZM218 183L216 184L217 185L216 188H218ZM224 183L226 185H224ZM245 183H250V185L246 184V185H248L246 187ZM258 183H260V184H258ZM65 185H67L68 187H66ZM152 185H151V187H152ZM158 185H160V182H159ZM256 185H257V187H256ZM3 186H4V184L0 183V187H3ZM153 186L155 187V185H153ZM161 186L162 185H160V187ZM194 188H195V186L194 187L192 186L189 189L186 188L187 189V193H189L188 191H190V190L192 191ZM240 188L242 189L241 193H240ZM24 189L25 188H23V190ZM68 189H70V191ZM80 189H81V191H80ZM90 189H91V191H90ZM234 189H235V191H234ZM253 189H252V192H253ZM207 190H208V188H207ZM211 190H216V189L213 186ZM78 191H80V192L77 194ZM72 192H74V194H72ZM175 192L178 195V191H174V193ZM208 192H209V190H208ZM212 192H214V191H212ZM256 192L258 193L259 196L257 195ZM69 193H70V195H69ZM200 193H203V190L200 191ZM204 193H205V194H203L204 197H203L202 194H201V196L199 194L198 195H194L193 194L194 197H198V198H196V201H197V204H198V208H197L196 203H194V205H196V207L192 206L193 204H191V206H189L190 208H192L191 212L186 209L187 210L186 215H182L184 217V218L182 217L183 218L182 219V223L184 222L183 224L187 228V229L185 228V230L188 231L189 234H191V233L194 234L193 231L194 230L198 231V229L201 227V224H203V220L205 221V219H208V218L209 219L213 218L214 221L211 220V222H212L211 225L212 226H213V222H215L216 218H217V220H219V222L218 221L216 222V226L215 227H212V226L210 227V224L202 225L201 231L204 230L203 233L205 232L207 234L206 235H205V233L204 234H199V236L197 234V236H196V233H195L192 236L189 235V239H191L190 242L192 240H194V243H195V240L197 239L196 240L197 241L196 245L199 243V241H201V245H203V247H204V244L208 246V244L210 243L209 242V238L214 237V238H216L215 240L218 239L217 237H215V235H213V231H214V234H218L221 231H223L224 233L228 232L232 236V231L235 230L236 232L235 231H233V232H235L234 235H236V237L234 235H233V237L229 236V238L226 239L227 242L225 241V242H223V244L221 242V244L223 245L222 249L220 247H217L218 245L216 246L217 252H215V250H214L215 253H212V254H215L217 256V258L214 257L213 262L215 260H217V261L214 262V263L211 262V264H218V263L219 264H226V263L227 264H231L230 262H232V264H264V247L262 248V246H264V234H263L264 233V220H263V222L261 221L262 220V213L259 214V216H261L260 217L261 220H259L258 213L260 211L256 212V214H257L256 217H258V219L256 218L257 219V224H258V227L260 229L259 232L260 231L262 232V233L260 232L261 236H259V235L256 236L255 235V233H256L255 230L257 229L256 228L255 230L253 229V231L251 232V236H248V240H245L247 238V235H245V238H244V234L242 235L241 233H242L243 229H247L248 228V230H250L249 229L250 228L249 227L250 223L248 222V220L246 219V222L243 223V220H240V217H239V219L234 221L235 220L234 216L232 217L231 214H230L231 210L234 209V207L231 208V210L229 209V206H228V208L225 207L226 202H224V204H223V201H222L223 198H225L224 195L221 197V200H219L220 198L219 199L217 198V193H216L215 197H214V199L216 198L215 201H212L213 198L210 199L211 200L210 201L208 196H207L206 197L207 201H210V204H209V203H206V198H205L206 191L205 190H204ZM74 195H76V197H74ZM151 195H152V197H151ZM210 195H212V193H210ZM70 196L75 198V199L74 200H73V198L71 199ZM101 196H105V198L107 197L106 198V202H105L104 197L102 198ZM135 196H136V198H135ZM173 196L176 197L175 194H173ZM238 196H239L240 202L238 201ZM119 197H120V200H119V204H120L119 207L120 208H118V210L116 211L115 210V209H117L116 204L118 205ZM174 197H172V195H171L170 199L171 198L174 199ZM194 197H193V201L192 202H194ZM88 198H89V200H88ZM130 198H131V200H130L131 202L129 201ZM210 198H211V196H210ZM245 198L247 199V201L245 200ZM135 199H136V201H140V202H136ZM44 200H45V198H44ZM125 200H126V204H125ZM155 200L158 201L159 200L158 197H155ZM155 200H154V205L155 206L159 207L160 205L161 206L163 205L162 202H160V204H159V203H156ZM168 200H169V198H168ZM122 201H123V203H122ZM242 201H244V203ZM245 201H246V203H245ZM134 202L137 204V207H135ZM141 202L143 203V207H142ZM211 202H213V204H211ZM127 203L130 204V206L128 205V207H127ZM131 203H133L134 206H132ZM174 203H173V200H172V204L173 205H174ZM178 203L182 204V200L178 199L175 204H178ZM203 203H204V205H202ZM233 203H231V204H233ZM140 204H141V208H140ZM258 204H259V202H258ZM46 205H47V207H46ZM108 205H110V206H108ZM146 205H147V207H146ZM200 205H202V206H200ZM222 205L226 209H224V207ZM95 206H96V208H93ZM122 206H124V208L127 207L126 208L128 210L127 211L128 212L127 216H125V214L122 213V211H123L122 210V208H123ZM144 206H145V209H144ZM221 206H222V210H221ZM88 207H89V209L91 208V210L95 209L94 211L93 210L91 211L92 213L94 212L91 217L88 214V211H90L88 209ZM177 207H178V205H177ZM181 207H183V205ZM252 207H253V209H252ZM262 207H263V209H262ZM50 208H52V209H50ZM54 208H55V210H54ZM129 208H131L132 210L129 209ZM167 208L169 209V211L167 210ZM186 208H188V206ZM39 209L42 210L41 208H39ZM137 209H138V211H137ZM193 209H196L197 211L193 210ZM114 210L116 212H114ZM154 211H155V209H154ZM56 212H57V215H56ZM91 212H89V213H91ZM108 212H106V213H108ZM118 212H120V213L118 214ZM195 212H196V215L194 216ZM241 212L242 211H240L239 213H241ZM53 213L55 215H53ZM199 213H201L202 217H201V215ZM235 213H236V210H235ZM235 213H234V215L237 216V213L236 214ZM263 213H264V211H263ZM19 214H20V217H18ZM138 214H140V215H138ZM241 214H238V215L241 216ZM190 215H191V217L193 216L194 218L193 217L191 218ZM243 215H244V212H243ZM6 216H8V217H6ZM196 216H198V219H197ZM246 216L244 215V218ZM200 217H201L202 220H200ZM219 217H220L221 220L219 219ZM247 217H249V215ZM263 217H264V214H263ZM116 218H118V220ZM171 218L173 219V221H172ZM203 218H205V219H203ZM237 218H238V216H237ZM250 218L252 219V221H254V218L252 216H250L248 219H250ZM256 219H255V221H256ZM25 220H26V222L28 224L25 222ZM90 220H92V221H90ZM111 220H112V223H109V222H111ZM113 220H116V221H114L115 223L113 222ZM142 220H144V221L142 222ZM168 220H170V221H168ZM137 221H138V223H137ZM155 222L156 221H154L152 223L155 224ZM211 222L209 220V223H211ZM220 222H221V224H220ZM116 223H117V226H116ZM123 223L124 222H122V224ZM182 223H180V224H182ZM190 223L192 225V229H194V230H191V232H189V230L191 228ZM207 223H208V221H207ZM217 223H218V227H217ZM226 223H227V225H226ZM239 223L241 225H239ZM255 223L256 222H254V224ZM71 224H72V226H71ZM145 224L147 226H145ZM204 224H206V222ZM224 224H225L224 229L226 230V232L222 229ZM120 225H121V223H120ZM141 225H142V227H141ZM250 225L253 226V223L250 224ZM24 226H25V228H24ZM37 226H39V227L37 228ZM194 226H195V228H194ZM228 226H229V230H230V227H231V229L233 227V230L230 231L231 233L228 231V228L226 229V227H228ZM3 227H4V229H3ZM123 227L126 228V223L123 224ZM156 227H157V230L158 229L160 230V232L156 230ZM196 227H198V228H196ZM17 228H18V230H17ZM19 228L21 230H19ZM26 228H27V232L25 231ZM71 228L73 229V233L75 231L74 238H73L74 245H73L72 255H70V257L69 256L68 257H62L60 254H58L57 250H58V247H59V244H60L62 238L65 237V236H68L70 234ZM165 228L167 229V232H166ZM10 229L12 231H10ZM2 230H3V232H2ZM142 230H145L144 233H141ZM161 231H162L163 234H161ZM173 231H176V230H173ZM198 233H199V231H198ZM244 233H245V231H244ZM221 234H220V236H221ZM153 235L158 237V241L157 242H160L161 244L164 243L165 240L167 242V239H168V241L171 240V242H173V243H170L169 245H168V243H167V245L166 244L165 245L162 244L163 246L159 247L158 246L159 243H157L156 241H154V242H151V240L149 241V239ZM162 235H163L162 240L165 239L164 241H160L159 237L162 236ZM249 235H250V233H249ZM139 236L142 237L140 240H139ZM226 236H227V233H226ZM137 237H138V239H137ZM176 237H177V235H176ZM218 237H219V235H218ZM224 237H225L224 235H223V237L222 236L220 237V238H222V241H224ZM232 238H233V240H232ZM220 240L221 239H219V241ZM4 241H5V243H4ZM210 241H211V239H210ZM142 242H143V244H142ZM186 242L187 241H185V244H186ZM190 242L188 240V243H190ZM212 242H214V241H212ZM212 242L210 243L211 246H212ZM231 242H233V243H231ZM261 242H262V244H261ZM216 244H219V242H217ZM227 244H228V246H230V245L231 246L232 245H234V246L238 245L239 248H235L236 246L233 247V248H228ZM12 245H13V247L15 246V248L18 247L17 250L20 249V248L22 249L21 250L22 252H20V255L18 253L7 252L6 251V249L12 251V249H10V247H9V246H12ZM101 245H103V244H101ZM150 245L154 246L155 248L154 247L152 248ZM173 245H175V247H173ZM241 245H242V247H241ZM6 246H7V248H6ZM98 246H100V245H98ZM197 246H199V245H197ZM224 246L226 247V250H223ZM23 248H24V250H23ZM172 248H176V250L173 251ZM177 248L180 249V250L177 251ZM194 249H195V246H194ZM204 249H205V247L203 248V250ZM190 250H191V253H192V246H191ZM170 251H173V253L171 252L172 253L171 255H169ZM89 252H88V254H89ZM194 252H195V250L193 251L192 255H191L190 252L189 253H190L191 256H194L195 264L196 263L199 264L198 261L200 262V264H202V260H201L202 257L201 258L198 257L199 252L197 251L196 254ZM206 252H207V250L205 249L204 250V254ZM202 253H203V251H202ZM13 254L16 256L15 260H14L15 256ZM204 254H201V256H203L202 259H203V261L205 263V262H208L206 260V258H207V256H209V254L208 253H207V255H204ZM4 255H7L8 257L6 256V258H2V256H4ZM87 255H86V257H87ZM219 256L221 257V259H219ZM86 257H85V259H86ZM181 257H184V256L182 255ZM195 257L199 258L200 260H197ZM211 257H212V255H211ZM85 259H84V261H85ZM222 259H224V260H222ZM208 260H209V257H208ZM210 260H212V259H210ZM83 264H84V262H83ZM206 264H209V262L206 263Z\"/></svg>",
    "mask_w": 264,
    "mask_h": 264
},
{
    "label": "crops",
    "instance_id": "obj_3",
    "mask_svg": "<svg viewBox=\"0 0 264 264\" xmlns=\"http://www.w3.org/2000/svg\"><path fill=\"white\" fill-rule=\"evenodd\" d=\"M84 264H136L132 256L115 244L95 247L87 255Z\"/></svg>",
    "mask_w": 264,
    "mask_h": 264
}]
</instances>
